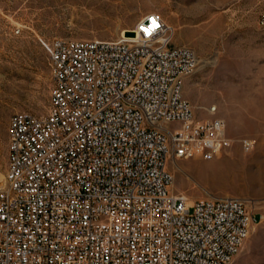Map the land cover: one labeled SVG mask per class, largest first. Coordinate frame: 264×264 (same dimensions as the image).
Wrapping results in <instances>:
<instances>
[{
    "label": "built area",
    "instance_id": "obj_1",
    "mask_svg": "<svg viewBox=\"0 0 264 264\" xmlns=\"http://www.w3.org/2000/svg\"><path fill=\"white\" fill-rule=\"evenodd\" d=\"M174 34L154 12L114 40L45 44L48 111L9 123L0 264H233L248 201L171 191V160L232 146L218 108L200 119L186 98L199 60Z\"/></svg>",
    "mask_w": 264,
    "mask_h": 264
},
{
    "label": "rangeland",
    "instance_id": "obj_2",
    "mask_svg": "<svg viewBox=\"0 0 264 264\" xmlns=\"http://www.w3.org/2000/svg\"><path fill=\"white\" fill-rule=\"evenodd\" d=\"M154 12L175 29L174 45L198 56L185 84L196 116L211 118L208 110L216 106L232 143L212 161L171 160V191L193 202L247 200L257 222L233 264H264V181L250 186L214 178L224 160L244 158L254 169L264 158V0H0V175L6 177L12 115L48 111L52 78L45 44L114 40Z\"/></svg>",
    "mask_w": 264,
    "mask_h": 264
},
{
    "label": "bare ground",
    "instance_id": "obj_3",
    "mask_svg": "<svg viewBox=\"0 0 264 264\" xmlns=\"http://www.w3.org/2000/svg\"><path fill=\"white\" fill-rule=\"evenodd\" d=\"M255 161L257 163L256 171L254 170L256 167L253 169V164L249 165V162L244 158H240V160L237 159L236 161L234 159L224 160L217 165V172L214 174V178L216 179V182L240 181L250 186L259 185L264 181V158L258 157ZM176 167L183 172L181 167L178 165ZM6 183V177L0 175V187L3 188ZM189 201L193 203V200Z\"/></svg>",
    "mask_w": 264,
    "mask_h": 264
}]
</instances>
